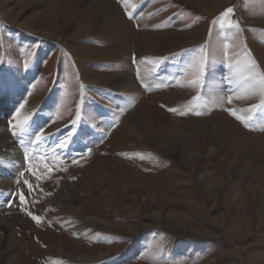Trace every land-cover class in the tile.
<instances>
[{
	"label": "rangeland",
	"instance_id": "1",
	"mask_svg": "<svg viewBox=\"0 0 264 264\" xmlns=\"http://www.w3.org/2000/svg\"><path fill=\"white\" fill-rule=\"evenodd\" d=\"M214 1L0 0V264H264V0Z\"/></svg>",
	"mask_w": 264,
	"mask_h": 264
},
{
	"label": "snow or ice",
	"instance_id": "2",
	"mask_svg": "<svg viewBox=\"0 0 264 264\" xmlns=\"http://www.w3.org/2000/svg\"><path fill=\"white\" fill-rule=\"evenodd\" d=\"M231 12H232V9H231V8H228V9L226 10L225 16H227V15L230 14ZM229 26H230V27H234V26L231 25V24H230ZM260 82H261V84H264V77H261V78H260ZM228 102L231 103V98H229V101H228ZM21 107H23V105H21ZM162 107H163V106H162ZM168 111H170V112H176L177 109H175V108H169ZM229 111H230V114H231L232 116H234L237 120H241V122L243 123V120L241 119V117H239V116L236 115L235 111H232V110H229ZM196 114L199 115V113H196ZM44 138H45V137L43 136L42 133L37 134L36 137H35V141H34V142H39V141L43 140ZM25 184L27 185L28 182L25 181ZM30 190H31V189H30ZM20 201H21L22 204L26 203V201H25V199H24V195H23L22 193L20 194ZM28 215H29V216L31 217V219H32L33 221H35L37 224L40 223V218H39V217H37V216H35V215H32L31 213H28Z\"/></svg>",
	"mask_w": 264,
	"mask_h": 264
},
{
	"label": "bare ground",
	"instance_id": "3",
	"mask_svg": "<svg viewBox=\"0 0 264 264\" xmlns=\"http://www.w3.org/2000/svg\"><path fill=\"white\" fill-rule=\"evenodd\" d=\"M213 2H214L213 3V5H214L215 4V1L213 0ZM2 136H4V135H2ZM6 176H7V173L6 172H5V174L4 173L3 174H0V187H2L3 185H6L7 184V181L8 180H7Z\"/></svg>",
	"mask_w": 264,
	"mask_h": 264
}]
</instances>
